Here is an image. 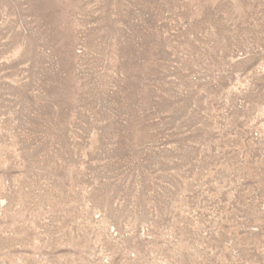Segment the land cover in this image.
Listing matches in <instances>:
<instances>
[{"label":"rangeland","instance_id":"rangeland-1","mask_svg":"<svg viewBox=\"0 0 264 264\" xmlns=\"http://www.w3.org/2000/svg\"><path fill=\"white\" fill-rule=\"evenodd\" d=\"M0 264H264V0H0Z\"/></svg>","mask_w":264,"mask_h":264}]
</instances>
